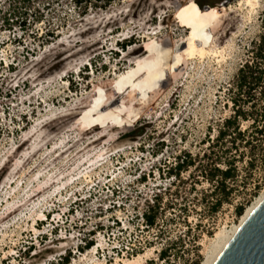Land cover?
Returning <instances> with one entry per match:
<instances>
[{"label":"rangeland","instance_id":"rangeland-1","mask_svg":"<svg viewBox=\"0 0 264 264\" xmlns=\"http://www.w3.org/2000/svg\"><path fill=\"white\" fill-rule=\"evenodd\" d=\"M198 4L225 13L205 41L210 54L189 59L187 38L208 13ZM249 9L239 0H0V264L204 260L216 232L239 223L236 206L264 192V152L251 167L246 151L231 201L216 212L206 198L214 185L195 167L177 178L168 169L184 152L202 154L230 114L228 89L264 31V0ZM157 195L162 211L149 228L141 214Z\"/></svg>","mask_w":264,"mask_h":264},{"label":"trees","instance_id":"trees-1","mask_svg":"<svg viewBox=\"0 0 264 264\" xmlns=\"http://www.w3.org/2000/svg\"><path fill=\"white\" fill-rule=\"evenodd\" d=\"M89 0H75L76 5ZM110 3L111 0H98ZM232 1V0H230ZM199 5V4H198ZM204 11H211L219 6L201 8ZM222 7V6H221ZM264 24V18H263ZM264 29V28H263ZM229 102L225 107L230 114L222 119L217 125L214 135L207 141V149L202 154L193 155L190 152L176 158L174 168L168 169V175L174 178L180 176L182 172L195 167L198 173L207 182L214 185V189L208 197H215L212 204L213 212H216L225 203H230L233 194L231 181H236L239 170L237 163L244 157L246 151L251 152L249 166H253L254 154L257 150L264 152V31L259 38L253 42L248 59L238 70L235 81L228 89ZM144 126L134 128L133 137H141L144 134ZM211 131V130H210ZM236 153H239L236 155ZM161 196H156L154 203L149 204L147 210L141 214L142 220L147 227L157 226L159 214H161ZM246 206L239 204L236 206V215L242 217ZM94 246L93 242H87L86 248ZM32 249L29 246L25 252L27 257ZM83 249V248H81ZM169 248L160 251V258H168ZM71 255V254H70ZM201 257L195 264L201 263ZM70 256L60 258L56 264H69Z\"/></svg>","mask_w":264,"mask_h":264},{"label":"bare ground","instance_id":"bare-ground-1","mask_svg":"<svg viewBox=\"0 0 264 264\" xmlns=\"http://www.w3.org/2000/svg\"><path fill=\"white\" fill-rule=\"evenodd\" d=\"M239 3L243 7L244 5H246L247 8L249 7V10L251 12H254L257 7L260 6V0H239ZM224 13L225 11L223 9L211 10L198 18L197 25H195L191 29V33L187 38V43L190 45V48H188L189 59L195 57L204 59L210 54V51L207 50V48H205L204 46L205 41L207 39V36L209 35V32L214 26V23L220 20ZM213 56L216 58L217 63H221L225 60V56L218 54V52L214 53ZM44 127L53 129L54 125L52 123H46L42 126V128ZM27 142L28 141H26L25 144ZM20 149L21 147H19L18 150ZM263 200L264 192L256 199V201L252 205H249L246 208L244 214L242 215V217H240L239 223L235 224L231 230L225 228L216 232L215 236L212 239V246L210 247V250L208 251L204 260L200 264H216L220 256L223 254L231 241L234 239L237 232L240 230L241 226L249 218L253 211L263 202ZM140 257L141 256H139V258ZM137 262L138 260H136L135 258L134 260L124 261V264H137Z\"/></svg>","mask_w":264,"mask_h":264},{"label":"water","instance_id":"water-1","mask_svg":"<svg viewBox=\"0 0 264 264\" xmlns=\"http://www.w3.org/2000/svg\"><path fill=\"white\" fill-rule=\"evenodd\" d=\"M216 264H264V200L244 222Z\"/></svg>","mask_w":264,"mask_h":264}]
</instances>
